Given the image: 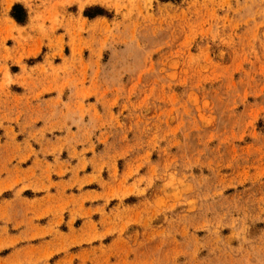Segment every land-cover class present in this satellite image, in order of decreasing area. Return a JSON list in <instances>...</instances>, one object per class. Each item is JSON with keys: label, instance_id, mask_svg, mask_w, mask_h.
Returning <instances> with one entry per match:
<instances>
[{"label": "rangeland", "instance_id": "rangeland-1", "mask_svg": "<svg viewBox=\"0 0 264 264\" xmlns=\"http://www.w3.org/2000/svg\"><path fill=\"white\" fill-rule=\"evenodd\" d=\"M0 264H264V0H0Z\"/></svg>", "mask_w": 264, "mask_h": 264}, {"label": "trees", "instance_id": "trees-1", "mask_svg": "<svg viewBox=\"0 0 264 264\" xmlns=\"http://www.w3.org/2000/svg\"><path fill=\"white\" fill-rule=\"evenodd\" d=\"M12 16L19 23H24L26 20V13L21 6L14 7L12 11Z\"/></svg>", "mask_w": 264, "mask_h": 264}, {"label": "bare ground", "instance_id": "bare-ground-1", "mask_svg": "<svg viewBox=\"0 0 264 264\" xmlns=\"http://www.w3.org/2000/svg\"><path fill=\"white\" fill-rule=\"evenodd\" d=\"M9 5V4H8Z\"/></svg>", "mask_w": 264, "mask_h": 264}]
</instances>
